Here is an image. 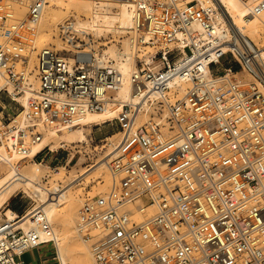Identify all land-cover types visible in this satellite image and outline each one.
I'll return each mask as SVG.
<instances>
[{"label": "built area", "instance_id": "1", "mask_svg": "<svg viewBox=\"0 0 264 264\" xmlns=\"http://www.w3.org/2000/svg\"><path fill=\"white\" fill-rule=\"evenodd\" d=\"M25 1L27 14L19 19L11 3L0 0L4 164L14 154L28 156L43 139V127L73 129L87 114L105 111L126 82L115 60L96 61L90 34L67 20L59 36L75 48L73 57L41 48L34 90L27 68L34 37L29 22L40 20L50 0ZM83 1L97 8L124 4L133 30L146 32L153 49L137 57L128 76L133 99L108 121L120 134L102 148L109 189L87 196L79 211V234L95 263L264 264L261 55L220 8L203 0ZM250 11L261 16L264 0ZM239 72L254 80H243ZM28 92L34 95L23 107L19 99ZM33 219L37 228L27 232L14 226L19 218L0 219V264H23L26 251L55 245L47 238L52 228L45 212L37 209Z\"/></svg>", "mask_w": 264, "mask_h": 264}, {"label": "bare ground", "instance_id": "2", "mask_svg": "<svg viewBox=\"0 0 264 264\" xmlns=\"http://www.w3.org/2000/svg\"><path fill=\"white\" fill-rule=\"evenodd\" d=\"M12 1L15 4L16 16H18L19 19L25 18L27 14L26 1ZM257 1L258 0H203V4L210 6L215 5L220 8L224 18L230 22L235 30L244 36L243 38L247 40L250 47L254 48L257 55H261L264 60V48L259 45L264 37V13L261 16H252L250 11L251 6ZM60 5L64 8L58 11ZM72 10L79 15L88 17L86 21L78 19V21L75 22L76 29L84 34L92 32L96 36L113 34L117 38L127 37L123 41V49H118L114 44L110 46L109 49L105 50L101 56H99L97 52H94L95 59L100 64L107 61L109 62L110 60L116 61L118 68L126 76L125 85L123 89L116 92L115 100L111 102L110 106L105 111L87 114L81 126L69 130L64 127H43L45 130L43 139L32 147L28 156L14 154L13 157H9L10 162L6 164L0 163V209L19 190L28 193L34 201L33 207L23 215H19L12 209H7L3 214L0 213V219L3 218V215L7 217L8 221H15L19 218L18 221L14 222V226H18L24 232H27L37 228L33 219L34 212L37 209H41L51 222L52 232L47 238L55 242L60 264H96L90 245L85 242L79 234V216L77 212L80 211V209L78 208V203H76L77 198L74 196L73 190L90 174L96 172L100 175L101 171L104 170V184L99 183L97 190V194H104L109 189L110 185V174L106 169V158L102 157L92 170L74 176L73 178L68 177L63 169V172L52 175V178L49 180L52 186H49L48 182H44L43 180L44 170L41 169V167L45 169L48 167L45 165H36V167L32 168L28 166L27 163L30 162V160H34V156L45 147L49 150H56L59 147H64L70 144L67 137L73 133L77 134L79 142L84 141L86 140L85 133L87 130H90L92 125H100L116 118L121 110V104L133 99V94L129 89L128 76L136 67L137 57L140 55V52L142 53L146 48L153 49L148 44L149 36L146 32L133 30L134 20L132 12L124 4L111 1L104 5V7L97 8L94 3L83 0H68L65 2L50 0V4L46 6L40 20L29 22V26L34 31L32 42L35 43V45H33V48L40 49L44 47L49 41V33L53 30H57L59 23L62 22L61 20ZM38 32H41L40 35H38ZM62 50L66 49L62 48ZM28 56L30 62L35 60L34 54ZM147 59L149 58H146V60ZM238 76L244 77L247 81L254 79L248 72H239ZM33 78L34 76H32V79ZM35 83L37 82L35 81ZM34 90H36V84H34ZM181 93V95H184L183 92ZM33 95L32 92H28L19 99L23 107L29 105ZM119 136V133H114L105 140L115 142L118 140ZM0 151H3V149L0 148ZM110 152L113 154L114 150ZM31 154L33 156H31ZM82 161L83 158L76 163L75 167L80 166ZM2 171L5 172L4 175H2ZM58 222H62L66 229V236L62 235L61 231L57 230L56 224ZM76 222L77 226L74 225ZM73 227H75L78 235L73 234ZM40 235L41 238H45L43 233H40ZM78 257L80 258V262L77 261Z\"/></svg>", "mask_w": 264, "mask_h": 264}, {"label": "rangeland", "instance_id": "3", "mask_svg": "<svg viewBox=\"0 0 264 264\" xmlns=\"http://www.w3.org/2000/svg\"><path fill=\"white\" fill-rule=\"evenodd\" d=\"M8 1L11 3L12 8H15L14 2L12 0H8ZM63 8L64 7L60 5L58 11L63 10ZM15 11H16V8L14 9V12ZM16 17L19 18L18 16ZM78 19H81L82 21H86L88 20V17L84 15H79L75 11L72 10L64 19L61 20L62 22L59 23L58 29L53 30L52 32L49 33V36H48L49 41L44 47H52L58 51H62V48H65L66 49L65 51L67 52L66 55L69 57H73V52L75 48L73 46H70L69 44L64 42L63 39L60 38L59 27L61 24H63L67 20H72L76 22L78 21ZM40 33L41 32H38V35H40ZM89 34H90L89 36L90 40L91 39L93 40L91 41V43L96 49L95 52H97L99 56L103 55L105 50L109 49V47L114 44L116 45L118 49H123V45H124L123 41L124 39L127 38V37L117 38L113 34H108L104 36H96L92 32H89ZM33 45H35V43L33 42L29 43L28 55L34 54L35 60L30 62L29 61L30 58H28L27 68L29 71H32L33 76H35V68L37 66V61H38L37 56L41 48L35 49L33 48ZM259 45L264 48V37L260 41ZM149 51H151V48H146L142 53L140 52L139 57H143V55H145ZM240 78H242L243 80H246L242 76ZM253 80L254 79H251V81ZM32 82L36 84V87H37V83H35L34 78ZM41 131L44 134L45 130L42 129ZM114 133H119V128L117 127L115 122H107V123H103L100 125H92L90 130L89 131L87 130L85 133L86 140L79 142L77 134L73 133L72 135H69V137L66 136L70 144L64 147H59L56 150L49 151V149L47 148L38 160L36 161L30 160V162H28L27 164L28 166L32 168L36 167V165H45L46 167H48L46 169L41 167V169L44 170L43 180L44 182H48L49 186H52V183L49 182V180L52 178V175H57L58 173L63 172V169L67 173V176L70 178H73L74 176H78L86 171L92 170L97 164V162L102 158L103 151H104V149L102 150V148L104 147L103 144H104L105 138L113 135ZM31 156L33 155L31 154ZM81 158H83L82 164L80 166L75 167L76 163ZM106 169L108 171V168ZM2 173H3L2 175L5 174L4 171H2ZM104 175H105L104 170L101 171L100 175L94 172L90 174L86 179H84L80 183L79 186L74 188L73 194L77 198L76 203H78L79 209L82 207L83 202L85 201L87 196L93 197L95 195H98L97 194L98 186H99V183L104 184V181H103ZM33 204H34V201L30 197V195L28 193H25L19 190L2 206V208L0 209V213L3 214L7 209H12L16 211L19 215H23L26 211H28L29 209L33 207ZM77 215L79 216V211L77 212ZM56 225H57V230L61 231L62 235L66 236L67 235L66 229L64 228L62 222H58ZM74 225L77 226V222ZM72 232L74 235L75 234L78 235L77 231L75 230V227H73ZM69 243H70V240H69ZM77 261L80 262L79 257L77 258Z\"/></svg>", "mask_w": 264, "mask_h": 264}, {"label": "crops", "instance_id": "4", "mask_svg": "<svg viewBox=\"0 0 264 264\" xmlns=\"http://www.w3.org/2000/svg\"><path fill=\"white\" fill-rule=\"evenodd\" d=\"M23 264H59L57 250L54 244H42L26 251L21 256Z\"/></svg>", "mask_w": 264, "mask_h": 264}, {"label": "trees", "instance_id": "5", "mask_svg": "<svg viewBox=\"0 0 264 264\" xmlns=\"http://www.w3.org/2000/svg\"><path fill=\"white\" fill-rule=\"evenodd\" d=\"M238 70V69H237Z\"/></svg>", "mask_w": 264, "mask_h": 264}]
</instances>
